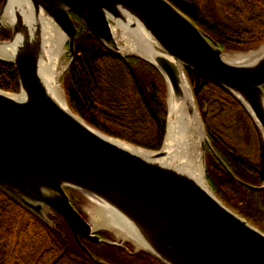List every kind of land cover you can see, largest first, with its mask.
Masks as SVG:
<instances>
[{"label": "water", "instance_id": "1", "mask_svg": "<svg viewBox=\"0 0 264 264\" xmlns=\"http://www.w3.org/2000/svg\"><path fill=\"white\" fill-rule=\"evenodd\" d=\"M5 4L14 10L9 43L16 46L12 60L0 62L16 67L20 90H0V190L52 227L48 216L52 212L61 216L88 254L80 239L120 244L100 238V231L72 204L67 189L118 213L144 245L130 240L138 252L163 264H264V233L217 198L207 181L209 139L195 96L203 83L193 85L189 77L194 74L231 95L264 142V45L229 56L168 0H5ZM71 14L108 52L143 60L162 75L168 114L160 150L107 135L75 114L65 94L63 105L52 95L40 66L43 60L52 66L58 56L49 57L46 37L56 30L63 36L65 70L57 80L62 89L75 55L77 28ZM118 23L140 41L141 54L115 36ZM243 55L247 58L232 61ZM176 114L179 131L200 127L196 142L203 185L159 162L169 155L165 151L169 119Z\"/></svg>", "mask_w": 264, "mask_h": 264}, {"label": "trees", "instance_id": "2", "mask_svg": "<svg viewBox=\"0 0 264 264\" xmlns=\"http://www.w3.org/2000/svg\"><path fill=\"white\" fill-rule=\"evenodd\" d=\"M168 1L223 52L247 53L264 45V0ZM72 16L79 28L75 49L81 59L77 56L62 80L69 107L107 135L160 150L168 114L162 75L138 58L98 51L93 45L97 40L87 38L82 20ZM113 69L120 71L116 81ZM189 77L193 85L203 83L195 89V96L209 139L205 153L207 181L217 198L264 233V187L259 189L264 185L261 133L231 95L194 74L189 73ZM0 90L19 93L14 65L0 62ZM237 112L242 114L239 118ZM223 116H227L226 125L220 122ZM239 134H248L250 139L242 138L237 145L230 136ZM67 193L76 208L85 202L75 191L67 189ZM26 215L29 219L23 224ZM48 218L55 227L0 190V264H163L146 252H132L130 244L90 243V255L78 245L61 216L52 212ZM100 234L107 239L103 232Z\"/></svg>", "mask_w": 264, "mask_h": 264}, {"label": "bare ground", "instance_id": "3", "mask_svg": "<svg viewBox=\"0 0 264 264\" xmlns=\"http://www.w3.org/2000/svg\"><path fill=\"white\" fill-rule=\"evenodd\" d=\"M8 23L13 25L15 19L14 10L12 7H7ZM50 24L46 19L43 18V25L49 27ZM119 27V28H118ZM118 27L114 28V34L118 37L122 44H125L126 48L130 47V50L137 51L136 53L142 52L138 46L140 41L135 38V35L128 33L123 30L122 26L118 23ZM57 31V34L52 35L49 33L46 37L47 45L49 46L48 54L49 57H57L58 62H54L51 66L50 63H46L44 60L40 66V75L51 91L52 95L62 104L65 103V97L61 86L58 84L57 80L62 75L65 70V65L63 64V59L61 56L64 53L63 48V36L60 32ZM16 43H8L0 45V58L6 60H12L15 52ZM124 47V46H123ZM125 48V47H124ZM135 49V50H134ZM141 54V53H139ZM255 54H252L254 56ZM247 58L246 56L234 57L232 61L239 62ZM62 104V105H63ZM179 122V115L172 116L169 119L168 125V139L166 142V148L169 152V155L165 159H160L159 162L168 164L169 166L176 167L180 171L184 172L188 176L194 178L197 182L203 185L204 175L202 162L199 156V147L197 141V135L200 132L199 125L193 128V131L183 130L179 131L177 124ZM141 152V151H139ZM171 152V153H170ZM144 156L152 158V154L141 152ZM97 205V204H96ZM98 207H93V225L99 228H107L114 230L117 235L121 236L125 240L134 241L138 247H143L144 245L140 242V239L137 238L132 231L131 227L127 222L116 212L111 210L104 204L97 205Z\"/></svg>", "mask_w": 264, "mask_h": 264}, {"label": "rangeland", "instance_id": "4", "mask_svg": "<svg viewBox=\"0 0 264 264\" xmlns=\"http://www.w3.org/2000/svg\"><path fill=\"white\" fill-rule=\"evenodd\" d=\"M212 9L214 10L215 8L212 7ZM239 53H242V52H227V55L234 56V55L239 54ZM69 61H70L69 56L65 55L64 62L68 63ZM113 70H115V69H113ZM113 70H112V72H113L112 78H113V80H115V76H117V74L120 73V71H118V70L113 71ZM62 91H63V94H65L63 86H62ZM113 98L115 99V95H114ZM236 114H237L238 118L242 115L240 112H237ZM236 114H234V115H236ZM218 118H220V117H218ZM131 121L133 122L135 120L133 119ZM226 121H227V116L221 117V121L220 122H222V123H224V125H226ZM230 137H231L233 143H236L237 145L240 144L241 140H243L242 138H245L247 140L250 139L248 134H239L238 136L235 137L236 140H235L234 137H232V136H230ZM93 207H98V206L96 204H94L93 202L87 201V200H85V202H81V203H79L77 205V209L79 210V212L83 215V217L87 221H89L91 223H93V220H94V216L92 214ZM28 219H29V216L26 215L24 217L23 224H26L28 222ZM94 228L97 229V230H102L100 232H103L104 235L107 237V239L110 240V242H117L121 246H123L124 244H130L132 246V249H131L132 252L137 253L139 251V248L137 246H135L133 244V242H131L130 240L123 239L121 236L117 235V233L114 230L107 229V228H99V227H96V226H94ZM62 264H71V263L64 262Z\"/></svg>", "mask_w": 264, "mask_h": 264}, {"label": "flooded vegetation", "instance_id": "5", "mask_svg": "<svg viewBox=\"0 0 264 264\" xmlns=\"http://www.w3.org/2000/svg\"><path fill=\"white\" fill-rule=\"evenodd\" d=\"M7 14V5L5 4V0H0V44H6V43H9L11 38H12V31H11V25L8 23V18L6 16ZM74 14H71V18L77 28V35H78V31H79V28L73 18ZM76 16V15H75ZM83 22V21H82ZM84 25V24H83ZM196 25V24H195ZM197 26V25H196ZM198 27V26H197ZM84 28V27H83ZM199 28V27H198ZM86 30H87V33H86V36L87 38H95L94 36H91L89 37L88 34H89V29L86 27ZM76 35V37H77ZM96 39V38H95ZM76 40V38H75ZM97 40V39H96ZM94 45V48L97 49L98 51H102V50H106L105 48H103L101 46V44L99 43V41H95V43L93 44ZM74 51H75V55H74V59H73V62L72 64L75 62V59L77 58V56L81 59V55H77V52H76V49H75V43H74ZM107 51V50H106ZM108 52V51H107ZM110 53V52H109ZM71 64V65H72ZM70 65V66H71ZM70 68V67H69ZM69 70V69H68ZM68 72V71H67ZM62 86H63V89H64V92H65V86H64V81L62 82ZM65 95H66V92H65ZM76 114V113H75ZM79 116V115H78ZM81 117V116H79ZM82 118V117H81ZM83 119V118H82ZM85 120V119H84ZM87 122V121H86ZM94 127V126H93ZM96 128V127H95ZM207 148H208V145L206 146V151H207ZM71 230V229H70ZM72 231V230H71ZM97 231H102V230H97ZM98 235L100 236L101 239L105 240V241H109L108 239H105L102 237V235L100 233H98ZM81 240V243L88 249V244L90 245V242L89 240H86V239H80ZM94 244V243H92ZM126 244H124L122 247H125ZM89 251V249H88ZM91 255V254H90Z\"/></svg>", "mask_w": 264, "mask_h": 264}]
</instances>
